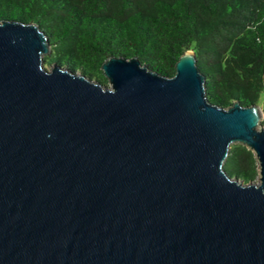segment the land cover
Listing matches in <instances>:
<instances>
[{
  "label": "water",
  "instance_id": "95a60500",
  "mask_svg": "<svg viewBox=\"0 0 264 264\" xmlns=\"http://www.w3.org/2000/svg\"><path fill=\"white\" fill-rule=\"evenodd\" d=\"M49 49L0 18V264H264L261 106L209 101L190 48L170 75L108 55L105 83ZM231 143L255 179L225 171Z\"/></svg>",
  "mask_w": 264,
  "mask_h": 264
},
{
  "label": "trees",
  "instance_id": "16d2710c",
  "mask_svg": "<svg viewBox=\"0 0 264 264\" xmlns=\"http://www.w3.org/2000/svg\"><path fill=\"white\" fill-rule=\"evenodd\" d=\"M0 18L35 22L49 41L44 62L102 83L108 55L136 56L170 75L190 48L207 99L257 103L264 124V0H0ZM223 167L245 183L257 177L255 156L240 143L230 144Z\"/></svg>",
  "mask_w": 264,
  "mask_h": 264
},
{
  "label": "rangeland",
  "instance_id": "374dc122",
  "mask_svg": "<svg viewBox=\"0 0 264 264\" xmlns=\"http://www.w3.org/2000/svg\"><path fill=\"white\" fill-rule=\"evenodd\" d=\"M42 64L45 68L49 69L50 68V65L47 64L46 62H44V60L42 61ZM263 96V94H261V97Z\"/></svg>",
  "mask_w": 264,
  "mask_h": 264
}]
</instances>
